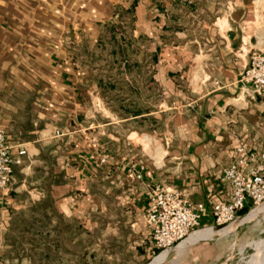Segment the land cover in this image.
Listing matches in <instances>:
<instances>
[{
  "label": "crops",
  "instance_id": "0c3cea01",
  "mask_svg": "<svg viewBox=\"0 0 264 264\" xmlns=\"http://www.w3.org/2000/svg\"><path fill=\"white\" fill-rule=\"evenodd\" d=\"M161 2L0 0V130L29 154L0 190L1 245L12 215L36 202L72 221L108 203L118 213L105 233L138 263L139 250L154 253L149 186L202 203L200 226H209L237 149L264 151V97L238 82L251 52L264 51V0ZM126 23L141 67L122 76L146 108L135 116L114 110L101 93L104 70L88 64L106 28ZM95 186L105 196L92 195Z\"/></svg>",
  "mask_w": 264,
  "mask_h": 264
},
{
  "label": "rangeland",
  "instance_id": "374dc122",
  "mask_svg": "<svg viewBox=\"0 0 264 264\" xmlns=\"http://www.w3.org/2000/svg\"><path fill=\"white\" fill-rule=\"evenodd\" d=\"M101 62L103 61L98 63ZM158 137L156 136V143H160ZM137 142L142 143L140 139ZM157 159L156 155L154 162L156 166L159 165ZM91 194L105 196L96 186L92 188ZM116 213L118 212L114 205L106 203L105 205H96V207L92 206L84 219L69 220L73 223L74 233L73 241L68 243L66 237L54 236L50 233L53 226L61 227V222H64L66 218L60 214H55V216L54 213L50 214L48 219L41 224L43 234L40 238L30 232V226L27 228V224L31 221L26 224L24 212L17 219L10 220V225L15 227L10 236H5L3 245L0 243V264H135L137 261L132 259L134 253L131 254L127 245L105 233V228L112 226L117 221ZM16 214L17 212L12 215V218ZM247 215L248 210H245L241 217ZM32 223L37 227L40 226L39 221L36 223L32 221ZM232 225L234 226L232 227ZM227 226H231V230L222 234L217 230L211 237L188 244L178 262L176 248L186 240L175 249L170 250L161 262L155 264H264V251L257 250L256 247V242L264 241V213L246 221H235ZM227 226H223V228ZM56 238L63 246L75 250L73 256H68L66 251H61V249L59 252L56 251L52 244ZM152 250L154 251L152 255H146L142 250H139L137 264H151L153 260L162 255L158 256L160 251L153 246ZM111 254L113 260L110 258ZM142 255L145 256L142 257ZM117 257L119 260H115Z\"/></svg>",
  "mask_w": 264,
  "mask_h": 264
},
{
  "label": "built area",
  "instance_id": "2783aa9c",
  "mask_svg": "<svg viewBox=\"0 0 264 264\" xmlns=\"http://www.w3.org/2000/svg\"><path fill=\"white\" fill-rule=\"evenodd\" d=\"M238 82L254 95L264 97V51L251 52ZM56 134L60 135L59 132ZM237 153L239 157L221 173L220 180L227 187V198L213 205V223L209 226H200L205 210L202 203H191L177 188L162 184L148 187L144 218L153 247L160 251L158 256L175 249L195 232L227 226L241 218L243 211L249 213L264 204V151H248L240 147ZM28 157L26 144H13L0 130V190L9 188L14 167L20 166ZM104 161L102 157L100 162ZM137 178H141L140 175Z\"/></svg>",
  "mask_w": 264,
  "mask_h": 264
},
{
  "label": "trees",
  "instance_id": "16d2710c",
  "mask_svg": "<svg viewBox=\"0 0 264 264\" xmlns=\"http://www.w3.org/2000/svg\"><path fill=\"white\" fill-rule=\"evenodd\" d=\"M154 1L163 8L161 0ZM106 29L108 36L103 35L100 38L96 48L97 50L93 51L88 62V64L94 65L95 62L103 61L97 65L98 69L104 70L103 74L105 75L103 83H100V88L102 89L101 93L109 102L113 103L112 107L118 113L135 116L146 112L145 104L137 100V97H139L141 93L138 92V89H136V87L134 88L130 82L125 81L122 76L125 70L131 71L133 68L141 67V64L131 56L135 53L136 47H131L132 38L129 33L130 25L128 23L124 30H113L111 26H108ZM43 158L47 161L50 159L47 154L45 156L43 155ZM13 176L17 180L21 177V174L18 173L15 167L13 169ZM37 178L41 180V184L45 183L48 179L47 176L42 177V175H38ZM24 212L26 214L24 217L26 224L28 221H31L28 223L29 225L27 224V228L30 226V232L42 238L43 228L41 224L44 220L48 219L50 214H53L47 199L36 202ZM24 212H18L12 220L17 219V217ZM32 221L35 223L39 221L40 226L37 227ZM61 224V227H52V231H50L51 235L64 236L68 243L72 242L74 233L72 221L64 220ZM14 227L15 226L10 225L6 234L7 237L12 234V229ZM57 238L55 241H52L56 251L59 252L61 249V251H66L68 256H73L75 250L73 248L70 249L68 246H63Z\"/></svg>",
  "mask_w": 264,
  "mask_h": 264
},
{
  "label": "bare ground",
  "instance_id": "6f19581e",
  "mask_svg": "<svg viewBox=\"0 0 264 264\" xmlns=\"http://www.w3.org/2000/svg\"><path fill=\"white\" fill-rule=\"evenodd\" d=\"M263 213H264V206L258 207L256 209L252 210L251 212H249L247 216H243V217L239 218L238 220H240V221L241 220L242 221H246V220H249V219H252V218L256 217L257 215L263 214ZM233 226L234 225H232V227ZM230 227L231 226H227V227L222 228V229H220L218 231L215 228L214 229L213 228H208V229L200 230V231L192 234L189 238L186 239V241L184 243H182L181 245L178 244L179 246L177 245L178 246L176 248V258H177V262H178V259L181 257L182 253L185 251L186 246L188 244L193 243V242L198 241V240H201V239H204V238L211 237L212 235L215 234L214 231H217L218 233H221L222 234V233H224V232H226L228 230H231ZM217 232H216V234H217ZM256 247H257V250H260V251L263 250L264 251V241L262 240L259 243L256 242ZM167 253H168V251L161 253L162 255L160 254L161 256L158 257L157 259L153 260L151 262V264H155V263L161 262L167 256ZM261 256H262V253H261ZM261 261L263 262V259Z\"/></svg>",
  "mask_w": 264,
  "mask_h": 264
},
{
  "label": "water",
  "instance_id": "95a60500",
  "mask_svg": "<svg viewBox=\"0 0 264 264\" xmlns=\"http://www.w3.org/2000/svg\"><path fill=\"white\" fill-rule=\"evenodd\" d=\"M164 1H166V0H164ZM223 228V226H221V227H216L215 229L216 230H220V229H222Z\"/></svg>",
  "mask_w": 264,
  "mask_h": 264
}]
</instances>
